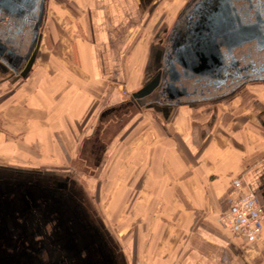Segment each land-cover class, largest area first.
<instances>
[{
    "label": "crops",
    "instance_id": "obj_1",
    "mask_svg": "<svg viewBox=\"0 0 264 264\" xmlns=\"http://www.w3.org/2000/svg\"><path fill=\"white\" fill-rule=\"evenodd\" d=\"M135 7V0H86L72 23L77 35L68 55L45 57L57 45L43 33L26 79L0 72V109L10 101L27 108L18 117L26 127L17 141L26 144L22 148L41 146L53 157L62 151L53 144L63 143V153L89 152L99 161L85 165L98 169L100 179L107 167L116 170L113 160L124 151L133 182L139 166L131 207L146 223L147 239L193 235L177 264H249L236 239L216 223L236 178L264 209V105L237 95L209 112L207 105H137L131 95L146 78L151 22Z\"/></svg>",
    "mask_w": 264,
    "mask_h": 264
},
{
    "label": "flooded vegetation",
    "instance_id": "obj_2",
    "mask_svg": "<svg viewBox=\"0 0 264 264\" xmlns=\"http://www.w3.org/2000/svg\"><path fill=\"white\" fill-rule=\"evenodd\" d=\"M156 1L137 0V9L147 12ZM47 2L6 7L0 0V72L9 79L23 81L34 67ZM158 35L145 81L134 92L137 97L131 95L137 105H212L248 84L264 83V0H188ZM170 59L180 75L174 83L180 95L171 100L162 90ZM184 63L191 66L189 73ZM92 161L96 165L99 159ZM78 174L84 172L0 165V264H131L95 201L86 198L91 185Z\"/></svg>",
    "mask_w": 264,
    "mask_h": 264
},
{
    "label": "rangeland",
    "instance_id": "obj_3",
    "mask_svg": "<svg viewBox=\"0 0 264 264\" xmlns=\"http://www.w3.org/2000/svg\"><path fill=\"white\" fill-rule=\"evenodd\" d=\"M187 1L188 0H157L151 9L147 12H141L140 15H145V22H149V20L151 22L146 40V42L150 44V48L157 42L158 38L160 39L158 34H162L163 30H165V32L168 30L178 10H180ZM85 2L86 0H48L43 33L46 34V39L52 38L56 41L55 45H57V50L56 53H54V51L51 54H44L45 57L50 55L59 57L66 54L68 55L66 48H70L69 42L74 40L77 35L74 24L72 23L77 22V18L80 15V7L84 6ZM176 2L177 5L173 4ZM135 3L137 6V0H135ZM137 8L135 7L136 14L139 13ZM66 44L68 45L66 46ZM149 63L148 65L146 64L147 67ZM27 88L28 87H26V89ZM123 96L128 95L124 94ZM239 96H242V99H245L244 101L260 102L261 105H264V83L246 85L237 94L236 98ZM22 98L23 102L26 104L27 95L22 93ZM229 100H231V98L221 104L215 103L207 105L204 109L206 112H209L210 107L215 110L217 106L219 108V104L222 108L224 104L226 107ZM23 108L27 109L24 105L19 107L17 102L14 103L10 101L6 103L5 111L0 109V160L27 169L56 171L59 173L62 171H71L75 174L76 171H80V173L84 172V175H78L81 179H84L85 182L87 181V184L91 185V187L85 188L86 198L89 194L93 202L95 201L98 211L107 227L117 238L120 246L128 251L131 264H177L182 254L188 249L189 241L192 239L193 235L189 233L190 235H188L185 241H181L177 239V237L173 238L172 236L161 239H147V232L145 231L147 225L141 221L140 214L136 212L137 208L134 210V208L131 207V202L137 197L136 188L139 187L135 183L138 182V185L140 183L141 175L139 174V166L137 167L138 172H136L138 175L134 174L133 182L131 181V175L125 173V163L129 158H125V152L122 151L119 158L113 160V162L116 163H113V165L117 167L116 170L112 169L109 171L110 167H107L100 179L101 174L98 169H94L91 165H85L92 164V159L95 160L96 158L89 152H83L80 156L78 153H74L76 156L67 152L63 153V145H66L63 143L53 144L54 149L57 150L59 146L62 149V151H59V154L55 152L53 157L49 156V154H52L51 151L44 152L38 149L41 148V146L35 145L33 146L34 150H26L22 148L26 144L17 143L18 139L21 138L26 131V127L22 125L24 122L22 118L24 116L21 115L20 117L22 118L18 119L20 111L25 113V109ZM14 129L19 132L17 136L13 133ZM18 145H20V148L17 147ZM13 148L19 150L20 154L13 151ZM44 155L48 156L46 157ZM129 155L130 153L128 152L127 156ZM115 171L117 172L115 173ZM124 188H127V190L125 191ZM216 224L220 226L218 221ZM262 229H264V222H262ZM229 233L236 239L237 246L246 253V260L249 264H264V243H260V235L254 240H247L240 235Z\"/></svg>",
    "mask_w": 264,
    "mask_h": 264
},
{
    "label": "built area",
    "instance_id": "obj_4",
    "mask_svg": "<svg viewBox=\"0 0 264 264\" xmlns=\"http://www.w3.org/2000/svg\"><path fill=\"white\" fill-rule=\"evenodd\" d=\"M226 201L227 207L217 218L219 225L244 239H256L264 222V209L254 192L247 190L242 181L236 178L231 182Z\"/></svg>",
    "mask_w": 264,
    "mask_h": 264
},
{
    "label": "water",
    "instance_id": "obj_5",
    "mask_svg": "<svg viewBox=\"0 0 264 264\" xmlns=\"http://www.w3.org/2000/svg\"><path fill=\"white\" fill-rule=\"evenodd\" d=\"M2 1H3V4H5V5L7 3V5L10 4V5H14V6H18L19 3L24 2V0H2ZM226 1H228V0H226ZM7 5H6V7H7ZM261 46L264 49V44H262ZM183 65H184V71L186 70L187 73H189V71L191 70V66L188 63H186V64L184 63ZM149 66H148V68H149ZM155 69H156V67H155ZM166 70H167V72L165 73L164 78L165 79L168 78L167 79L168 81H166V82L164 81V86L162 87V90H163V93H166L170 97L169 100H171V99H174L175 97H177L178 95H180V93H178V91L175 89V86H174V83L178 79H180V75L178 73H176L175 62L171 59L166 62ZM185 77L189 79L192 76L189 74H186ZM153 83L150 85L144 86V89L140 95L142 96L144 94H148L153 89V87L155 86ZM138 94L134 93L133 96L137 97ZM172 103L173 102L170 101L169 104H172Z\"/></svg>",
    "mask_w": 264,
    "mask_h": 264
},
{
    "label": "bare ground",
    "instance_id": "obj_6",
    "mask_svg": "<svg viewBox=\"0 0 264 264\" xmlns=\"http://www.w3.org/2000/svg\"><path fill=\"white\" fill-rule=\"evenodd\" d=\"M262 230H263V229H262ZM262 230L260 231V236H261Z\"/></svg>",
    "mask_w": 264,
    "mask_h": 264
}]
</instances>
